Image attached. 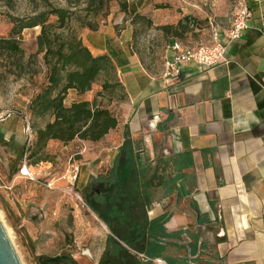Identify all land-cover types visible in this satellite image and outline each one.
<instances>
[{"label": "crops", "instance_id": "0c3cea01", "mask_svg": "<svg viewBox=\"0 0 264 264\" xmlns=\"http://www.w3.org/2000/svg\"><path fill=\"white\" fill-rule=\"evenodd\" d=\"M246 2L252 15L227 49L229 63L212 69L186 63L172 78L164 67L154 72L146 66L134 26L121 14L81 33L93 56L107 55L116 67L126 99L116 106L114 157L127 130L138 166L148 169L147 177L157 174L148 219L167 216L166 233L178 235L168 242L185 250L171 248L166 255L179 264H264V0ZM161 12L146 14L166 48L202 44L187 16ZM78 142L86 144L67 146ZM95 156L84 158L89 172L97 167Z\"/></svg>", "mask_w": 264, "mask_h": 264}, {"label": "trees", "instance_id": "16d2710c", "mask_svg": "<svg viewBox=\"0 0 264 264\" xmlns=\"http://www.w3.org/2000/svg\"><path fill=\"white\" fill-rule=\"evenodd\" d=\"M64 1L66 6L53 0H24L25 13L9 15L8 36L0 37V68L15 78L32 77L36 73L31 63L24 61L19 36L25 29L39 28L35 45L44 78L27 102L26 114L32 122L47 121L40 128L32 125L35 137L31 154L39 155L34 164L47 161L44 148L50 141L67 146L76 140L93 144L104 139L117 127L116 106L126 99L111 58L93 56L81 39L84 30L97 31L112 14L123 15L133 25V19L125 17L129 14L126 0ZM112 3H117L119 10L111 12ZM141 19L151 26L147 18ZM180 27L181 22L176 28ZM160 30L169 32V28ZM96 84L99 89L86 100ZM112 103H116L113 110ZM148 172L138 166V153L130 134L124 131L107 174L91 182L104 190L103 195L84 198L110 232L97 264H151L154 259L179 264L177 258L166 255L171 248L185 250L168 242L178 235L166 233L167 216L148 219L151 188L157 179L155 170L149 177ZM188 247L192 255L193 246Z\"/></svg>", "mask_w": 264, "mask_h": 264}, {"label": "rangeland", "instance_id": "374dc122", "mask_svg": "<svg viewBox=\"0 0 264 264\" xmlns=\"http://www.w3.org/2000/svg\"><path fill=\"white\" fill-rule=\"evenodd\" d=\"M53 1L66 6L64 0ZM126 2L129 14L125 17L133 19L138 52L155 72L164 67L167 48L162 36L141 19L149 17L147 11L159 9L162 14L187 16L196 41L207 43L213 33L220 34L230 25L235 0ZM25 8L24 0H0V37L8 36V16H21ZM137 8L144 12L134 14ZM117 9L119 5L112 3L111 12ZM38 32L39 28L25 29L19 36L24 61L31 63L35 75L15 78L0 68V220L9 230L22 264H42L62 255L75 264H97L110 232L85 203L83 191L93 179L107 174L120 133L112 130L109 141L107 136L97 143L78 142L74 147L49 143L44 148L47 161L33 163L39 155L31 154L35 137L32 125L40 128L47 121L32 122L26 114L27 102L44 78L35 45ZM98 89L94 85L89 95L93 97ZM115 106L112 103L111 110ZM86 154L96 155L97 167L90 172L84 165ZM24 163L33 179L20 174Z\"/></svg>", "mask_w": 264, "mask_h": 264}, {"label": "built area", "instance_id": "2783aa9c", "mask_svg": "<svg viewBox=\"0 0 264 264\" xmlns=\"http://www.w3.org/2000/svg\"><path fill=\"white\" fill-rule=\"evenodd\" d=\"M251 15L252 12L246 0H235L230 26L220 34L213 33L209 42L195 47L183 46L178 42H173L167 48L168 57L164 63V76L167 78L176 77L179 67L186 63H192L200 69H212L227 65L229 63L226 58L227 49L231 43L243 36L248 28ZM262 34H264V30H262ZM20 174L33 179L26 163L20 168ZM47 186L50 187V185Z\"/></svg>", "mask_w": 264, "mask_h": 264}, {"label": "water", "instance_id": "95a60500", "mask_svg": "<svg viewBox=\"0 0 264 264\" xmlns=\"http://www.w3.org/2000/svg\"><path fill=\"white\" fill-rule=\"evenodd\" d=\"M45 263L74 264L68 256H56ZM43 262V264H45ZM0 264H22L6 230L0 220Z\"/></svg>", "mask_w": 264, "mask_h": 264}, {"label": "flooded vegetation", "instance_id": "af4514ba", "mask_svg": "<svg viewBox=\"0 0 264 264\" xmlns=\"http://www.w3.org/2000/svg\"><path fill=\"white\" fill-rule=\"evenodd\" d=\"M103 193H104V190L102 188H99L95 184L90 183V185L83 191V197L86 199L89 197L94 198V197L102 196ZM147 212H148V210H147ZM151 220H153V219H151ZM104 247H105V245H104ZM62 256H66V255H62ZM42 264H43V262H42ZM45 264H63V263H45Z\"/></svg>", "mask_w": 264, "mask_h": 264}, {"label": "bare ground", "instance_id": "6f19581e", "mask_svg": "<svg viewBox=\"0 0 264 264\" xmlns=\"http://www.w3.org/2000/svg\"><path fill=\"white\" fill-rule=\"evenodd\" d=\"M0 219H1V217H0ZM2 222H4V221H2ZM3 226H4V225H3ZM4 228H5V230H6L7 235L9 236V238H10V240H11V236H10V232H9V230L6 229V226H5Z\"/></svg>", "mask_w": 264, "mask_h": 264}]
</instances>
